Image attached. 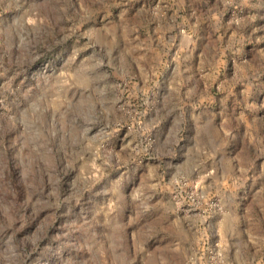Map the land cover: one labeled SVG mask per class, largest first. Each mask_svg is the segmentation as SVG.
I'll list each match as a JSON object with an SVG mask.
<instances>
[{
  "label": "rangeland",
  "instance_id": "1",
  "mask_svg": "<svg viewBox=\"0 0 264 264\" xmlns=\"http://www.w3.org/2000/svg\"><path fill=\"white\" fill-rule=\"evenodd\" d=\"M0 264H264V0H0Z\"/></svg>",
  "mask_w": 264,
  "mask_h": 264
}]
</instances>
